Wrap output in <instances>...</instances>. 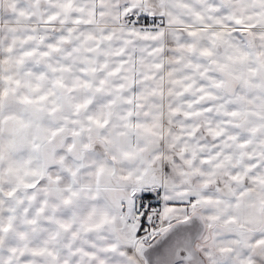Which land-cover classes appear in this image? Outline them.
I'll return each instance as SVG.
<instances>
[{
    "label": "snow or ice",
    "instance_id": "obj_1",
    "mask_svg": "<svg viewBox=\"0 0 264 264\" xmlns=\"http://www.w3.org/2000/svg\"><path fill=\"white\" fill-rule=\"evenodd\" d=\"M0 264H264V0H0Z\"/></svg>",
    "mask_w": 264,
    "mask_h": 264
},
{
    "label": "built area",
    "instance_id": "obj_2",
    "mask_svg": "<svg viewBox=\"0 0 264 264\" xmlns=\"http://www.w3.org/2000/svg\"><path fill=\"white\" fill-rule=\"evenodd\" d=\"M153 203H154V200H153Z\"/></svg>",
    "mask_w": 264,
    "mask_h": 264
}]
</instances>
